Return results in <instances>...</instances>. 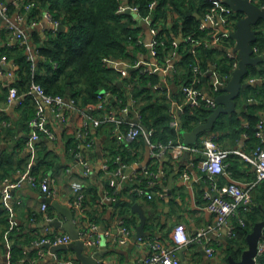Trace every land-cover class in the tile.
Returning a JSON list of instances; mask_svg holds the SVG:
<instances>
[{"label":"crops","instance_id":"obj_1","mask_svg":"<svg viewBox=\"0 0 264 264\" xmlns=\"http://www.w3.org/2000/svg\"><path fill=\"white\" fill-rule=\"evenodd\" d=\"M18 1L4 0L13 9L12 13H9V19L4 18L0 13V46H10L15 42H21L16 36V30H23L28 36L31 48V50H27L28 56L32 54L34 58L31 60L36 62L40 57H43L39 53L38 47L49 39L50 29L56 27L44 15L48 10L34 17H29L27 12L23 14L19 10L25 0ZM122 4L123 10L126 11L129 4L126 0ZM19 16L21 18H18ZM174 19L173 14L168 16L169 25L173 23ZM141 25V35L149 45L153 41L155 32L146 18H144ZM34 34H37V39L33 37ZM174 36L175 46L186 40L183 31ZM212 47L217 48L214 52L217 58L223 56L221 51L224 52V49L221 50L223 48L221 45ZM181 58L182 54L178 50L172 51L165 70L159 71L161 78L157 85H160V82L166 83L169 85V93L180 89V85H177L173 78ZM110 64L119 67L121 64L131 66L130 63L117 62L113 58H111ZM208 69L211 71L208 74L207 83L209 85L210 82H215L217 75L220 76V74L217 71L215 61L208 62ZM16 80L17 71L14 62L8 58L5 61L0 59V128L7 126L3 134L4 138L0 141V169L3 166L13 167L14 169L10 170V175L15 180L22 182V185L14 190L10 200L13 212L5 208L0 196V264H26V262L29 264H82L76 257V251L71 247L54 252L50 245L39 247L34 244V238L47 231L52 233L67 232L64 227L56 224V221H66L67 217L52 205V201L58 199L61 203L70 206L69 203L75 195L73 183H82L85 187V215L81 220L82 223H79L80 219L74 211L77 228L81 231L82 227L89 226V221H94L99 224L101 234L100 242L92 247H86L84 252L88 255L100 253L98 264H144L145 258L150 253V248L141 243L139 238L135 239L139 231L141 217L140 213L134 209V205H140L147 214L143 236L157 234L167 245H176L174 229L178 224L183 223L185 225L184 232L188 237H195L201 229L214 224L217 220L216 214L207 206V202L203 197L204 191L216 192L221 185L230 182H236L247 187L255 181V168L246 160L239 158L240 162L233 164L236 158H230L228 155L222 172L209 174L200 166V160L204 157V154L186 151L179 157L172 154L164 156V160L168 162L167 164L162 162L167 171L164 190L153 199L134 196L127 187L130 183L124 180L114 189V198L111 201L102 203L104 193L112 186L110 174L104 171L103 162L106 158L112 157L111 150L116 147L118 141H121L118 138L115 126L108 122L91 123L89 127L90 136L80 135V131L84 129L86 111L76 106H70L63 111V118L56 117L51 107L46 104L43 105L41 97L35 93L37 102L34 101L30 105L32 104L36 109L39 103L43 105L53 135L43 134L40 139L30 145L15 148L19 137L26 136L30 138L31 136L30 124L27 125V119L23 116L22 109L19 105L10 102L8 98L10 88L14 86ZM245 81L249 82L248 80ZM208 88L204 86L203 89L205 95L210 96ZM183 99L184 94L180 101L172 100L174 108H178L177 111L179 112L182 111ZM253 100L254 98H249V101ZM237 107L241 108V111L235 112L241 113L243 106H239L237 103ZM132 109L136 110L132 105L118 112L122 116L132 118L135 115L131 112ZM86 113L94 117H100L103 111H99L98 114ZM257 114L259 119L264 118V105L257 110ZM4 116L12 123L6 125L4 121L7 119H1ZM242 122L245 126H249L247 118H242ZM7 128L11 129L8 130ZM229 132L231 131L228 130L227 133ZM208 134L214 133L210 130ZM220 134L222 136V133ZM243 134L240 138L223 135V139L221 138L219 143L223 148H240L245 152H250L252 148L245 147ZM201 139L202 135L194 144H199ZM91 140H93V143L89 146L88 143ZM178 142H184L183 133ZM137 151H139L138 155H141L131 164H127L126 171L129 174L155 162L149 144L143 149L139 147ZM36 162L39 163L37 173L48 177L54 192V195L48 198L51 202L50 205L54 208L51 219H47L45 212L42 210V203L46 200L44 192L30 186L22 177L25 171L33 170V165ZM232 164L237 166V170L230 167ZM87 167L88 173H85ZM230 168L232 171L229 170ZM261 183H258L254 188L253 199L260 192L258 187ZM3 186L2 180L0 181V187ZM134 197H137V199H133ZM126 219L129 220V226L132 228L131 240L128 244L116 243L114 235ZM107 230H110L111 234H104ZM220 232V236L215 233L211 235L212 238H218L222 243L221 246L217 247V253L213 257L208 256L203 243L200 241L195 240L188 245H180L178 255L182 264H185L182 258L183 255L187 260V264L224 263L226 261L227 244L232 236L226 232L225 228H222ZM73 243L72 239L70 244ZM14 245L18 247L15 253L17 262L12 261V248ZM182 248L184 250L180 252Z\"/></svg>","mask_w":264,"mask_h":264},{"label":"trees","instance_id":"obj_2","mask_svg":"<svg viewBox=\"0 0 264 264\" xmlns=\"http://www.w3.org/2000/svg\"><path fill=\"white\" fill-rule=\"evenodd\" d=\"M153 1H156V4L152 7ZM254 1L259 5L264 4V0ZM30 2L33 3V6L27 10L26 4ZM126 2L130 6L138 5V10L131 13L123 10L124 0H25L21 4L20 12L23 14L27 12L29 17L48 10L55 20L68 26L66 30L62 31L53 27L50 29L49 39L38 47L39 53L43 57H40L36 62L28 58L26 45H22L19 41L10 46H0V56L6 55L16 65L17 80L14 82V86L21 94H24L23 103L19 107L27 119V125L36 113V107L30 105L34 101L37 102L36 94L30 92L33 83L41 84L49 94H61L68 100H73L76 107L86 112L98 114L99 111L104 113L107 109L121 111L133 105L141 113L142 122L149 128L151 143L178 142L183 131H191L195 126L207 120L213 108L207 105V98L203 97L197 106L184 104L178 116L179 127L174 126L172 121L178 108H174L172 100L180 101L183 98L184 93L182 94L181 87L190 80L191 64L195 55L200 59L204 70L208 69L209 61L216 62L217 71L221 76L229 75L233 70V59L227 55V48L228 45L234 43V39L230 38V43L222 45L221 50L224 49V52L221 51L223 56L219 58L214 55L217 48L206 45L204 41L209 36L210 27L201 28V18L211 2L209 0H126ZM12 9L8 5L9 13H12ZM194 12H198L201 18L195 16ZM170 14H173L175 18L171 25L167 20ZM232 17L237 23L241 13L234 11ZM144 18L147 19L151 28L158 29L153 38L160 42L155 46L157 50L155 55L151 53L153 48L151 44L147 45L144 40L141 43L138 42ZM254 28L260 29L254 42V45L259 48L256 55L263 54L264 20H260L254 25ZM180 31L184 32L186 40L175 46L174 35ZM3 35L5 36V34ZM33 37L37 39V34H34ZM199 40L201 42L195 45ZM176 50L182 54V58L175 69L173 81L180 85V89L169 93V85L163 82L157 85L161 78L160 70H154V68L157 65H167L172 51ZM111 58L117 62L130 63L135 68L127 76H124L121 67L110 64ZM140 59H144L147 63H137ZM144 66L148 67L147 72L142 71ZM208 74L210 71L203 75L198 87L202 89L204 86L209 87ZM251 77L263 79L249 82L242 89L241 95L236 99L238 105L243 106L241 113H222L217 119L211 132L216 135L218 142H221L223 135L240 138L245 131H248L251 136L245 140V147L253 149L258 145H264L260 139L255 137L253 129L259 121L257 110L264 105V60L249 66V73L245 80ZM104 92L108 93V96H105ZM220 93L221 90L214 96L217 97ZM99 95H103L105 99L100 108ZM249 98H254V100L249 101ZM242 118H247L249 126L243 124ZM1 119L8 120L5 116ZM5 128H0V141L4 138ZM29 128L31 129L30 126ZM228 130L231 132L227 133ZM43 134L47 133L41 132L40 138ZM201 135L202 137L208 135V131L202 132ZM28 140L29 138L26 136L19 137L15 148L17 146L23 148L24 145H27ZM147 145L144 134L131 144L118 141L116 147L111 150L110 169L117 166V163L114 162L117 155L123 162L131 164L141 155H138L137 149L139 147L143 149ZM229 157L236 158L233 164L240 162L239 158L243 159L240 155L232 152L229 153ZM153 160L155 162L162 161L164 164L168 163L164 157L153 158ZM38 164L36 162L33 165L31 173L37 177H46V175L37 173ZM233 164L230 167L237 170V166ZM11 169L14 168L3 166L0 169V181L11 176ZM164 184L165 181L157 180L151 185V188L164 190ZM258 188L260 192L255 196L254 207L244 214V224L237 217L234 218L235 235L227 244L226 261L224 262H228L230 255L234 259L241 258L243 250L247 247L248 233L257 221L264 218V182ZM114 189L108 188L111 192ZM133 199H137V197ZM53 209V206L50 205L48 210L50 216L53 215ZM125 223L130 225L127 219ZM47 235L51 236V234ZM41 236L34 239L41 238ZM212 241L216 247L222 244L215 240ZM17 248V245L12 248L13 262L18 261L15 255ZM26 264L29 263L26 262ZM257 264H264V251L259 254Z\"/></svg>","mask_w":264,"mask_h":264},{"label":"built area","instance_id":"obj_3","mask_svg":"<svg viewBox=\"0 0 264 264\" xmlns=\"http://www.w3.org/2000/svg\"><path fill=\"white\" fill-rule=\"evenodd\" d=\"M19 2L18 0H16ZM211 5L208 7V10L204 13L202 17V22L200 24L201 28L205 29L210 27L209 36L204 40L206 45L210 46H219L224 43H230V38L232 39V32L236 28V20L232 17L234 10L226 4L225 0H209ZM156 1L151 3V6H155ZM33 6V3L30 2L26 4V9L29 10ZM122 9L124 7L122 6ZM138 10V5L131 6V11L136 12ZM0 13L1 15L9 19V10L8 5L4 0H0ZM45 17L51 21L54 26L57 28L60 25L58 20H55L50 13L47 11ZM18 18H21L20 16ZM9 21V20H8ZM224 28V30H223ZM156 33L158 29L153 28ZM16 36L21 40L22 45H26L27 50H31L29 45V40L27 34L23 30H16ZM234 39V38H233ZM143 37L140 34L138 36V42H143ZM159 41L153 40L151 45L153 46L151 53L155 55L157 50L155 46ZM201 41H197L195 45H198ZM150 45V44H149ZM194 51V50H193ZM259 48L254 45V53H258ZM227 55L233 59V70L231 74H226L224 76L217 75L215 82L209 83L208 92L210 96L205 95L204 89L198 87L203 75L208 73L210 69L204 70L200 64V59L197 55L194 56L193 62L191 64L192 74L190 75V80L187 84L182 85L181 90L184 93L183 106L184 104H190L192 106H197L200 104L203 97L207 98V105L211 108L217 107L216 97L214 96L219 90H222L230 81L233 71L239 66L240 56L238 50L236 49V41L232 45H228ZM261 55V54H258ZM29 59H33L34 56L31 54L28 56ZM1 61L7 60L5 55L1 56ZM143 62L147 63L144 59H140L137 63ZM136 63V64H137ZM166 65H157L154 70H165ZM148 67L144 66L142 71L147 72ZM129 73L128 70L122 69V74L127 76ZM211 73V71H210ZM263 78L260 77H251L248 79L249 82H256ZM30 92L36 93L41 97L42 104L49 105L56 117L63 118V111L70 106H75L73 100H68L61 94H49L46 92L44 87L39 83H33L30 89ZM105 93V92H104ZM102 93V94H104ZM108 96V93L104 94ZM9 101L21 105L24 100V94H21L16 86L10 88ZM101 102L99 103V108L103 106L105 99L103 95H99ZM42 104H38L36 113L34 117L29 121L31 127V136L27 141V145L32 144L34 141L40 139V133L45 132L48 135L52 136L53 131L51 130L48 124V118L45 113L44 107ZM182 106V104H181ZM179 105V107H181ZM127 108V107H126ZM135 115L141 119V113L138 110H135ZM175 118L172 121L174 126L178 125V116L179 111H176ZM85 125L84 129L80 131V135L85 134L87 137L90 136V124L91 123H101L108 122L115 126L118 132V138L125 144H131L138 140L140 135L143 134V128L140 124L134 122L131 118L122 116L117 110L107 109L100 117H94L85 112ZM6 125L11 124L12 122L5 120ZM254 135L262 143H264V118L259 119V121L254 126ZM244 143L246 139L250 138V133L245 131L244 134ZM93 140L88 143L91 146ZM151 148V155L154 158L160 159L166 154H172L175 157H179L186 151L192 152H201L204 154V157L200 160V166L205 169L209 174H215L222 172L224 168V162L229 153H236L240 155L244 160L250 162L255 168L256 178L253 183L247 187L241 186L236 182L225 183L221 185L216 192L206 190L203 193V197L207 202L208 208L216 214L217 220L214 224H210L207 227L201 229L195 237H188L184 230L185 225L183 223L178 224L174 229V234L176 235V245H167L164 240L157 234L150 236H141L139 240L141 243L146 244L150 248V253L145 258L144 264H182L181 259L178 255V248L180 245H188L193 241H200L203 243L204 249L209 257L215 256L217 253V247L213 244L212 240H215L220 243L218 238H212L213 233L218 236L221 235L220 230L222 228L226 229V232L230 236L235 235V224L234 218L237 217L239 221L244 224V214L247 211H250L254 205L253 199V190L258 183L264 182V145H258L253 148L250 152H245L240 148L226 149L221 147L218 142L215 134H208L202 137L199 144H185L184 142H173L169 141L167 143L158 142V143H148ZM114 162L117 163V166L113 169H110V159L106 158L103 162L104 171L108 172L111 177V188H116L117 185L121 182H129L130 184L128 190L130 193L143 196L148 199H153L157 194L162 193V189L151 188V185L155 181H165L167 176V171L162 161L154 162L152 164H147L142 167L141 170H135L133 173H127V163L121 160L120 156H116ZM85 173H88V167L86 168ZM22 177L29 183L30 186L34 188L41 189L45 196L46 200L42 203V210L45 212L47 219H51L52 216L49 215L50 201L48 198H51L54 195V192L50 186L48 177L45 176H35L31 173V170L25 171ZM4 186L0 187V196L4 203L5 208L8 211L13 212V207L10 203L12 199L13 192L16 188L22 185L20 180H15L12 176L5 177L3 179ZM75 195L70 201V206L76 212L77 217L80 219L79 223H82V219L85 215L84 210V201H85V187L82 183H73ZM114 191L107 190L103 197L102 203L111 201L114 198ZM80 231V230H79ZM47 234H51L48 236ZM106 235L111 234L110 230L105 231ZM81 239L84 240L86 247H92L97 242H100L101 234L99 232V224L94 221H89V226L84 228L82 227L80 231ZM132 237V228L123 222L118 228V232L114 235V240L119 244H128ZM72 238L68 232H50L47 231L42 234L41 238L34 239V244L39 247H43L46 243L50 244H60V243H70ZM264 251V235L259 244V254ZM259 256V255H258ZM258 261V259H257Z\"/></svg>","mask_w":264,"mask_h":264},{"label":"water","instance_id":"obj_4","mask_svg":"<svg viewBox=\"0 0 264 264\" xmlns=\"http://www.w3.org/2000/svg\"><path fill=\"white\" fill-rule=\"evenodd\" d=\"M225 1L234 11L241 13V17L236 23V28L232 32V37L236 41V49L238 50L240 56L239 66L233 71L229 83L222 89L223 92L216 97L218 105L213 109L207 120L195 126L191 131L182 132L185 144L196 143L202 132L212 130L217 119L222 113L241 111V108L237 107L236 99L241 95L242 89L249 84V82L245 81V78L249 73V66L252 64H258L264 60V53L261 55H256L254 53V42L257 39L258 32L260 31L259 28H254V25H256L260 20H264V4L259 5L254 0ZM126 12H131V7L129 5L127 6ZM193 14L198 18H201V15L198 12H194ZM66 29L67 26L64 24H60L57 27V30L59 31ZM120 67L128 70L129 72L135 68L134 66H129L127 64H121ZM131 112L135 114L136 111L132 109ZM131 119L141 125L143 133L146 137V143L148 144L150 134L149 128L142 122L141 119L137 117H132ZM52 205L58 209V211L66 215V221H56V224L66 229L74 243H46L45 245H50L52 251L54 252L59 249H68L71 247L76 251V257L82 264H98L100 253L88 255L84 252L86 246L84 240L81 239L80 231L76 226V219L72 207L61 203L58 199L53 200ZM134 209L140 213L141 217L140 225L138 227L139 231L135 238L137 240L145 233L144 229L147 222V214L138 204L134 205ZM263 235L264 218L257 221L252 230L248 233L247 247L243 250L241 258L234 259L233 256L230 255L228 262H224L222 264H257L259 244ZM182 250H184V248L180 249V252H182ZM182 258L183 262L187 264V260L184 255Z\"/></svg>","mask_w":264,"mask_h":264},{"label":"rangeland","instance_id":"obj_5","mask_svg":"<svg viewBox=\"0 0 264 264\" xmlns=\"http://www.w3.org/2000/svg\"><path fill=\"white\" fill-rule=\"evenodd\" d=\"M147 23V22H146Z\"/></svg>","mask_w":264,"mask_h":264}]
</instances>
